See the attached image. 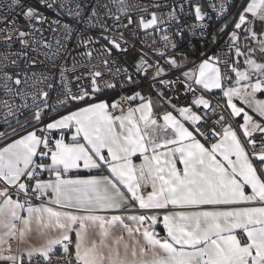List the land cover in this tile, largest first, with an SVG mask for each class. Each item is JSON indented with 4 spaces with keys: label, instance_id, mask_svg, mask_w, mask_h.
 <instances>
[{
    "label": "snow or ice",
    "instance_id": "6c2138e0",
    "mask_svg": "<svg viewBox=\"0 0 264 264\" xmlns=\"http://www.w3.org/2000/svg\"><path fill=\"white\" fill-rule=\"evenodd\" d=\"M233 7L237 11L217 29L227 36L224 44L212 55L200 53L197 62L179 49L185 32L199 31L201 46L207 43L209 15L200 2L97 0L84 8L77 5V16L91 9L84 22L100 30L98 38L82 37L78 46L105 40L100 49L84 55L89 60L94 51L102 56L99 62L112 80L126 77L122 89L125 84L139 87L137 77L143 76L151 88L171 91L177 84L191 95V102L181 105L180 88L174 96L157 91L171 108L158 116L151 96L141 92L111 104L99 99L117 85L102 79L105 73L98 70L76 77L75 90L62 66L59 80L44 73L10 72L21 60L25 68L37 63L29 51L53 45L37 35L44 31L37 25L48 18L32 0H0V89L7 97L0 99V120L6 127L0 132V264H264V0H215L209 5L218 17ZM100 9L105 10L103 20ZM188 17L192 22L185 24ZM51 24L53 32L61 27L57 20ZM62 39L66 37L56 41L55 52L42 54L54 61L63 50ZM136 40L159 58L149 63L141 52L132 73L111 57L113 50L123 54L135 48ZM211 43H217L216 32ZM172 71L180 75L164 79ZM40 84L46 89L28 90ZM212 90L226 100L230 118L217 113L206 98ZM124 103L129 106L122 107ZM23 111L31 119L20 123ZM214 117L212 127H205ZM235 119L242 122L234 124ZM12 120L16 128L10 126ZM197 135L205 141L218 139L206 147ZM81 166L109 174L67 178ZM33 197L42 202L34 205ZM161 224L163 236L156 231ZM33 231L43 241L39 246L29 242Z\"/></svg>",
    "mask_w": 264,
    "mask_h": 264
},
{
    "label": "built area",
    "instance_id": "2783aa9c",
    "mask_svg": "<svg viewBox=\"0 0 264 264\" xmlns=\"http://www.w3.org/2000/svg\"><path fill=\"white\" fill-rule=\"evenodd\" d=\"M96 3L97 0H44V2L42 3L41 0H32L33 6L37 7L38 10L43 13V15L45 17L48 18V21L43 23V24H38V27H41L42 29H44V31L42 33H37V35H43L46 41H51L53 48L52 49H47V48H43L40 47L38 51L32 52L29 51V56L32 57L33 59L36 60V64L33 66H30L28 68H25L24 64L25 62L23 60L20 61V67L19 68H10L9 71L10 72H27L29 73V75H31V73L36 72V73H44V74H50L53 77L56 78V80H59V76H60V69L61 66L64 67L65 69H67V71L65 72V76L69 81H73L72 83V88L73 90L76 89L77 87V83L75 82V78L78 76H81L83 73H86L90 70H98L101 72H104L105 75L102 79L104 80H109L110 82L115 83V80H112L111 76H109L107 74V69L104 68V66L99 62L101 59H103L102 56H97L96 52H93V56L91 58V60H89L87 58L86 55H84L88 50L90 49H100L102 45H105L107 42L103 39H99L98 43L92 44L88 47L85 46H78V40L82 37H88V36H92L93 38H98L100 36V30L98 28H92L89 25H87L84 21L85 18L88 15V12L91 11L90 8L81 11L80 15L77 16V5L79 4L81 6V8H84V6L87 3ZM101 3L106 2V0H100ZM144 2V0H128L129 4H133V3H142ZM194 2H200L203 4V11L208 13L209 15V19L206 20V23L209 25L207 30H206V37H207V43L204 44V46L202 47V50L197 54V57H195L193 60L195 61H199L200 58V53L202 52H208L209 55L214 54L215 52H217L218 50H220L221 46L224 44L225 40L227 39L226 35H221L219 32H217V29H219L221 26H223L225 24L226 21H228L230 19V17L237 11L236 7H233L230 9V11L228 12L227 15H223V16H217L216 12L211 10L209 8V5L213 2H215V0H194ZM46 3H52L53 7L52 8H48L46 7ZM63 4V7H60V4ZM240 0H236V4H239ZM18 11V10H17ZM104 9H100L99 10V15L100 18L103 20L105 19L104 17ZM113 11L115 12V9H113ZM185 11L187 12L188 9L185 8ZM52 20H57L59 21V25L61 27H59L57 29V31L53 32L52 28L56 27L55 25L51 24ZM108 23V25L111 26L112 24V20L111 19H107L106 21ZM185 24H189L192 22V18L188 17L185 18ZM21 24H23V20H21ZM63 25H68V29H63ZM3 26V25H0ZM135 27V26H133ZM229 31L231 30V28L228 29ZM213 32H216L217 34V43L216 44H212L211 43V37ZM62 37H66V39H62V45H63V50L61 52V54L56 57L53 60H49L48 58H46L42 53L43 52H55L56 50V41L58 39H61ZM149 41H151V37L148 38ZM135 43V48H131L129 47V50L127 53H117L116 50H113L112 53V57L111 59H114L117 61V67H121V68H127L129 70V72L134 73V64L135 62H137L140 59V55L141 52L146 53L147 57L149 58V63H152L153 59H158L159 57L154 56L153 51L151 50V48L149 47H144L140 44L139 40L134 41ZM204 43V41L201 39V35L200 32L197 31L195 35H189V33L185 32L184 33V40L180 42V51H184V52H188L189 46L192 48L195 44H200L202 45ZM157 46H159V43L157 42ZM19 48V45H16L13 48V51H16ZM9 59H12V57H9ZM74 62H75V66H76V71H72L73 66H74ZM53 63L55 64V67L53 68L52 65ZM168 66L165 65V68H167ZM188 69L192 68L193 65L189 64ZM187 70V69H185ZM152 73H149V76H151ZM180 75L179 72L176 71H172L170 75H166L164 77V79H170V80H175L176 77ZM123 77V75L119 76L118 78ZM21 78L23 79V76H21ZM89 80H84L82 81V83H89ZM11 83V82H10ZM140 84H144V83H148L150 84V81L143 78V76H140V80H139ZM134 85H128L123 87V89L121 87L116 88L115 90H107L104 93L101 94L100 98H105L107 96H113L114 100H119L122 97H126V96H130V94L126 93L124 91V89L126 88H131ZM13 88H16L17 86L12 84ZM23 87V85L21 86ZM39 88H44L46 89V84H40L37 86L36 89H28L29 91H35L38 90ZM180 88L179 91V101L181 103V105H183L184 101H188L189 103L192 100L191 95H187L183 88L180 85L177 84H173L172 85V90H168L167 87L165 86H160L159 89H155L153 88L156 92L157 91H163L167 93V96H174L176 95V89ZM118 92V93H116ZM201 94L200 92L197 93V95ZM206 98H209L212 102V107L215 109V111L217 113L223 112L225 117L230 118V113L228 111V109L226 107H224L225 103L224 100L225 99H220V97L222 96V94L219 92V90H212L211 95L209 96L207 93H205ZM7 97L4 95V92L2 89H0V99H6ZM56 98V93H52V100L54 101ZM166 101V99H165ZM30 102V100H29ZM11 103V101H10ZM15 103L16 104H20L21 100L19 99V97L15 98ZM137 103V101L135 102ZM167 103V102H166ZM217 105H220V107H217ZM129 105L127 103L122 104V107L127 108ZM134 106V105H133ZM193 109L196 111V108L193 107ZM3 109H0V111H2ZM63 111V109H62ZM204 111L202 109L201 106V110L199 112V114L203 115ZM28 111H23V115L24 114H28ZM117 115L119 114V112L116 113ZM22 116V115H21ZM20 116V117H21ZM215 117L213 118V120H208L205 122V127L207 128H211L213 121H214ZM257 120V119H256ZM15 120H12V122H14ZM227 122V121H226ZM234 124L235 121H232ZM0 126H5L3 124V121L0 120ZM217 130H220L219 126H217ZM53 135H55V133H53ZM56 136V135H55ZM11 138H15L14 136ZM218 138V137H217ZM217 138L215 139H211L206 141L207 143H213ZM205 140V139H204ZM4 142L0 141V145H2ZM49 173L48 172H43L42 176L44 179L49 178ZM35 201H40L39 199H36L35 197H33L32 202ZM57 255H59V252L57 253ZM25 260H27V256H25Z\"/></svg>",
    "mask_w": 264,
    "mask_h": 264
},
{
    "label": "crops",
    "instance_id": "0c3cea01",
    "mask_svg": "<svg viewBox=\"0 0 264 264\" xmlns=\"http://www.w3.org/2000/svg\"><path fill=\"white\" fill-rule=\"evenodd\" d=\"M243 42V41H242ZM242 59V58H241ZM233 77H234V75H233ZM140 92H141V94L142 95H145V96H149V91H147V90H140ZM131 96V95H130ZM152 98V101H153V106H154V111L156 112V114L158 115V116H161L162 114H163V112L164 111H169V110H171V108L169 107V106H167V103H166V101L165 100H161V98H160V96H154V97H151ZM100 99H103V100H106L107 101V103H109V104H111L112 102H113V100H114V98H113V96H107V97H105V98H100ZM139 103V100H137V104ZM161 103H164L165 104V107H163V108H160V107H158ZM194 110V109H193ZM195 111V110H194ZM229 111V110H228ZM230 113V112H229ZM250 115H253L252 113H249ZM174 115H177V118H179V116H178V114L177 113H175L174 112ZM253 117H254V119H257V120H261L259 117H257L256 115H253ZM235 121V120H234ZM242 122V119H237V121H235V123L236 124H238V123H241ZM161 123H162V121H161ZM186 126H188V125H186ZM14 128H16V127H14ZM191 130V129H190ZM74 129L72 130V132H68L67 133V139H66V142L67 143H71L72 142V140H71V136L73 135V133H74ZM2 132H4V129H3V131ZM55 135L56 136H59V133L58 132H56L55 133ZM197 139H199L200 140V142L201 143H204L205 144V146L206 147H210L211 146V144L212 143H207L205 140H204V138L203 137H201V136H199V135H197ZM218 139V138H217ZM80 142H83V140H82V137L80 138ZM216 142V140L213 142V143H215ZM0 146H3V144L2 145H0ZM46 162H50V161H46ZM140 162V160H139V158L137 157L136 158V163H139ZM179 168H181L182 169V165H180V164H178L177 165ZM109 173H107V171H97V170H95V169H85V168H83V166H81L79 169H72V170H70L69 171V173L67 174V178H75V177H77V176H79V177H87V176H89V175H96V176H98V175H108ZM54 178V177H53ZM47 179H49V178H47ZM47 179H45V180H47ZM147 190H150V189H147ZM146 190V191H147ZM146 191H145V194H146ZM15 198V197H14ZM47 199H48V197L47 196H45L44 198H43V200H44V202H46L47 201ZM42 201L40 200V201H35V202H32L34 205H39L40 203H41ZM115 214H119V213H115ZM125 215H128V214H132V213H124ZM161 226V227H160ZM159 227H157V229H156V231L157 232H159L160 233V235L161 236H163L164 235V231H163V227H162V224L160 225ZM162 230H161V229ZM116 232H117V234L119 233V229H116ZM71 239H72V241H73V249H74V241H75V235L73 234L72 235V237H71ZM125 239L126 240H129V238L125 235ZM31 244H33V245H35V246H39L41 243H43V241H42V239L41 238H39L37 235H36V233H35V231H33V233H32V235H31V238H30V241H29ZM130 242V241H129ZM10 243H11V245H12V247L15 249L16 247H17V241L15 240V239H13V240H11L10 241ZM121 251H122V249H121ZM26 256V255H25Z\"/></svg>",
    "mask_w": 264,
    "mask_h": 264
},
{
    "label": "trees",
    "instance_id": "16d2710c",
    "mask_svg": "<svg viewBox=\"0 0 264 264\" xmlns=\"http://www.w3.org/2000/svg\"><path fill=\"white\" fill-rule=\"evenodd\" d=\"M190 49H188V52H187V56L188 57H197V54L202 50V47H201V45L200 44H195L192 48L191 47H189ZM124 79H126V77H120V78H117L116 80H115V84L117 85V87L116 88H119L120 87V85L123 83V81H124ZM137 80L139 81L140 80V77H137ZM125 86H128L127 84H125L124 85V87ZM136 89H138V90H147V91H149L150 93H149V95L151 96V97H156L157 96V92L153 89V88H151L150 87V84H148V83H144V84H140V86L139 87H137V86H133V87H131V88H126V89H124V91L126 92V93H128V94H130L131 93V91H133V90H136ZM116 93H118V92H116ZM25 118H29V119H31V114L30 113H28V114H24V115H22L20 118H19V121L20 120H22V119H25ZM16 124V121H14V122H12L11 123V125L10 126H13V125H15ZM2 128H6L5 126H0V129H2ZM161 227V226H160ZM161 229V228H160ZM162 230V229H161Z\"/></svg>",
    "mask_w": 264,
    "mask_h": 264
},
{
    "label": "rangeland",
    "instance_id": "374dc122",
    "mask_svg": "<svg viewBox=\"0 0 264 264\" xmlns=\"http://www.w3.org/2000/svg\"><path fill=\"white\" fill-rule=\"evenodd\" d=\"M188 59H189L190 61H192V60L194 59V57H193V56H192V57H188ZM257 59L260 60L261 58H260L259 56H257ZM233 79H235V77H233ZM134 92H140V90H138V89L133 90V91H131L130 95H132ZM260 98H261V99H264V96H261ZM224 103H225V105H226V100H224ZM236 103L238 104V106H242V107H243V105L240 104L239 101H236ZM228 110H229V112H230V109H228ZM246 110L249 111V113H252L251 110H248V109H246ZM252 114H253V115H256L255 113H252ZM256 116L259 117L258 115H256ZM259 118H260V117H259ZM26 119H29V118L22 119V120H20L19 122H20V123H23ZM260 119H262V118H260ZM235 121H237V119H235ZM16 126H17V122H16L15 125H13V126H11V127L14 128V127H16ZM3 129H4V131H6V128H2V129H0V132H2Z\"/></svg>",
    "mask_w": 264,
    "mask_h": 264
}]
</instances>
